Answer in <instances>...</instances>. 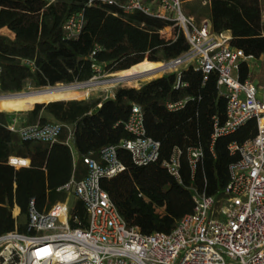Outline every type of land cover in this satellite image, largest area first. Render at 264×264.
Wrapping results in <instances>:
<instances>
[{"label":"trees","instance_id":"trees-1","mask_svg":"<svg viewBox=\"0 0 264 264\" xmlns=\"http://www.w3.org/2000/svg\"><path fill=\"white\" fill-rule=\"evenodd\" d=\"M148 1V0H145ZM264 0H209L212 30H229L231 45L248 55H264ZM83 11L84 27L68 38L63 25ZM117 13V15H115ZM169 25L140 11L121 13L116 6L87 5V0H0V91L20 92L33 87L71 84L90 80L100 64L108 72H120L144 63L147 58L165 62L180 57L189 48L185 34L165 40L156 29ZM7 29L11 34L3 33ZM98 49L94 55L92 52ZM260 71L250 75L247 62L240 66V80L256 78L264 87V60ZM181 85L176 87L179 80ZM218 73L205 74L190 65L166 72L139 87L120 85L107 98L53 100L37 103L25 113L26 123L65 124L56 142L22 140L7 127L11 112L0 110V236L27 231L13 214L17 206L27 219L31 201L39 211H48L67 193L58 190L72 176L88 174L87 157L99 160L100 151L117 148L125 169L103 178L106 190L129 226L144 234L170 233L179 220L194 211L196 194L222 198L230 180V165L239 159L229 146L242 143L257 133V122L249 119L234 132L212 138L215 119H227V99L218 88ZM183 101L170 110L168 103ZM133 104L143 109L146 134L160 143L156 161L139 165L122 141L131 138L125 128ZM72 127V146L67 143ZM180 150L179 175L165 163ZM199 149L192 165L189 150ZM11 157H18L11 165ZM72 215L87 226V212L76 198ZM71 226L77 223L71 221Z\"/></svg>","mask_w":264,"mask_h":264},{"label":"built area","instance_id":"built-area-1","mask_svg":"<svg viewBox=\"0 0 264 264\" xmlns=\"http://www.w3.org/2000/svg\"><path fill=\"white\" fill-rule=\"evenodd\" d=\"M182 3L183 0H87L88 6L112 5L123 14L140 11L168 21V26L155 30L165 40L175 39L180 31L185 34L188 50L163 64L171 71L192 65L203 71L205 79L212 71L218 73V88L227 99V119L222 125L215 119L213 139L234 132L249 119L256 120L257 133L253 137L229 146L239 159L230 165V180L222 198L196 194L194 211L184 215L172 232L144 234L124 221L101 186L103 178L125 169L116 146H106L99 160L86 158L88 174L84 178L72 176L58 189L67 193L65 201L56 202L48 211H39L31 201L27 219L13 209L14 216L27 225V231L16 229L0 236V264H264V97H258L259 82L255 78L241 81L239 72L241 63L247 62L250 75H255V67L264 55L257 58L233 47L229 30L214 32L209 19L198 24L192 15L184 14ZM202 3L207 5L209 0ZM83 27V11L72 14L63 25L68 38L77 37ZM93 67L96 72L101 69L100 64ZM179 85L180 78L176 87ZM183 103L170 102L167 106L174 110ZM10 112L7 127L22 140L56 142L66 126L60 122L27 124L18 111ZM68 127L67 143L72 146V127ZM125 128L131 138L121 145L129 150L133 161L139 165L156 161L160 143L146 134L140 105L133 104ZM200 155L199 149H190V163L193 165ZM179 156L180 150L175 149L165 163L175 176L179 175ZM9 163L18 167L12 157ZM71 196L85 204L87 226L72 215ZM71 221L77 226L72 227Z\"/></svg>","mask_w":264,"mask_h":264},{"label":"bare ground","instance_id":"bare-ground-1","mask_svg":"<svg viewBox=\"0 0 264 264\" xmlns=\"http://www.w3.org/2000/svg\"><path fill=\"white\" fill-rule=\"evenodd\" d=\"M165 69L166 67L162 62L148 61V63H142L137 67L130 69L128 68L127 70L122 71L120 74L113 76L117 77V79L115 78L109 82H132L135 85H138L139 81H147L153 77H156L160 75V73H162ZM124 76L130 77L124 78ZM96 83L100 82L88 80L87 82L72 83L70 85H58L56 87L44 88L43 90H31L28 92H21L8 96L0 94V108L6 109L8 111H14L16 109L27 110L32 109L44 98L53 100L82 98L89 95L90 91L92 90L91 86ZM12 159L16 163V160L20 158L12 157Z\"/></svg>","mask_w":264,"mask_h":264},{"label":"rangeland","instance_id":"rangeland-1","mask_svg":"<svg viewBox=\"0 0 264 264\" xmlns=\"http://www.w3.org/2000/svg\"><path fill=\"white\" fill-rule=\"evenodd\" d=\"M182 10H183L185 15H194L196 17V22L198 24L200 23V20L202 18L209 17L208 8L202 4V0H188V1L184 0L183 3H182ZM144 63H148V59L147 58L144 59ZM260 63L261 62H259L258 63L259 65L257 67H255V75H257L259 73V71H260ZM121 72L122 71H120V72H108L105 67H102L100 69V71L96 72V74L94 75V76H96V78H93L94 77L93 76L90 79V81H96V82H100V83H96V84L91 86L92 90L90 91L89 95L84 96L82 98H68V99H78L79 100V99L99 98V97L107 98V97L113 95L116 87H118L120 85L139 87L141 84H143V83H145V82H147V81H149V80H151L153 78L159 77V76L163 75L166 72H171V70L170 69H165L162 73H160V75H158L156 77H153V78H151V79H149L147 81H139L138 85H135L132 82H122V81L121 82H103L104 80L112 78L113 76L118 75ZM256 77H255V79L258 81V79ZM76 83H80V82H76ZM58 85H70V84H58ZM58 85H55L53 87H56ZM260 86L261 87H259V90H258V97L259 98H263L264 97V87L262 85H260ZM44 88H51V87H44ZM44 88L39 89V90H43ZM83 88H85V87H83ZM35 89L36 88L33 87V85L31 83H27V85L24 87V89L22 91H20V92H28V91L35 90ZM0 94H4V93L0 91ZM49 100L53 101V99L44 98L40 103L48 102ZM54 100H59V99H54ZM0 110L8 111L6 109H0ZM27 110H29V109H27ZM27 110L26 109H24V110L16 109L14 111L26 112ZM8 112H10V111H8ZM75 202H76V197L75 196H71L70 199H69L70 206L73 207ZM14 215H16V214H14Z\"/></svg>","mask_w":264,"mask_h":264},{"label":"crops","instance_id":"crops-1","mask_svg":"<svg viewBox=\"0 0 264 264\" xmlns=\"http://www.w3.org/2000/svg\"><path fill=\"white\" fill-rule=\"evenodd\" d=\"M184 1V0H183ZM185 1H188V0H185ZM203 4V3H202ZM204 5V4H203ZM204 6H206L207 8H208V4L207 5H204ZM195 19H196V17L194 16V15H192ZM203 19H209V17H205V18H202L201 20H200V22L203 20ZM210 20V19H209ZM2 32L3 33H6V34H11L7 29H4V30H2ZM1 109V108H0ZM19 114V116L21 117V119L23 120V121H26V115H25V113H18ZM14 212L15 213H20V209L17 207V206H15V208H14Z\"/></svg>","mask_w":264,"mask_h":264},{"label":"water","instance_id":"water-1","mask_svg":"<svg viewBox=\"0 0 264 264\" xmlns=\"http://www.w3.org/2000/svg\"><path fill=\"white\" fill-rule=\"evenodd\" d=\"M148 61H150V60H148ZM143 74V73H142ZM128 77H130V76H124V78H128ZM117 79V77H112V78H109V79H106V80H104L103 82H109L110 80H113V79ZM138 79V78H137ZM87 82V81H86ZM50 87H53V86H50ZM18 93H21V92H13V93H4V95H6V96H8V95H14V94H18ZM59 100H65V99H59ZM66 100H69V99H66ZM50 102V101H49ZM34 108V107H33ZM32 108V109H33Z\"/></svg>","mask_w":264,"mask_h":264}]
</instances>
